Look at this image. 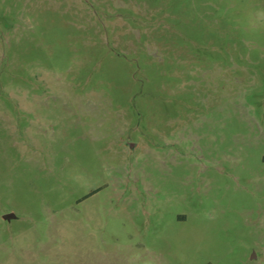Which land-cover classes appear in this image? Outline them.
<instances>
[{
    "label": "rangeland",
    "instance_id": "1",
    "mask_svg": "<svg viewBox=\"0 0 264 264\" xmlns=\"http://www.w3.org/2000/svg\"><path fill=\"white\" fill-rule=\"evenodd\" d=\"M0 264H264V0H0Z\"/></svg>",
    "mask_w": 264,
    "mask_h": 264
}]
</instances>
